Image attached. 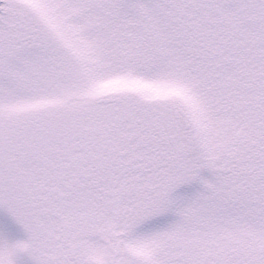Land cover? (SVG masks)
Listing matches in <instances>:
<instances>
[{
  "label": "snow or ice",
  "instance_id": "snow-or-ice-1",
  "mask_svg": "<svg viewBox=\"0 0 264 264\" xmlns=\"http://www.w3.org/2000/svg\"><path fill=\"white\" fill-rule=\"evenodd\" d=\"M0 210V264H264V0H0Z\"/></svg>",
  "mask_w": 264,
  "mask_h": 264
},
{
  "label": "rangeland",
  "instance_id": "rangeland-1",
  "mask_svg": "<svg viewBox=\"0 0 264 264\" xmlns=\"http://www.w3.org/2000/svg\"><path fill=\"white\" fill-rule=\"evenodd\" d=\"M197 190V186L196 185H186L183 186L181 189L178 190L179 194H192ZM10 221L8 219V217L6 216V214L3 212V210H0V226H5L7 224H9Z\"/></svg>",
  "mask_w": 264,
  "mask_h": 264
},
{
  "label": "trees",
  "instance_id": "trees-1",
  "mask_svg": "<svg viewBox=\"0 0 264 264\" xmlns=\"http://www.w3.org/2000/svg\"><path fill=\"white\" fill-rule=\"evenodd\" d=\"M194 185H196V184H194ZM197 186V188H198V185H196Z\"/></svg>",
  "mask_w": 264,
  "mask_h": 264
}]
</instances>
